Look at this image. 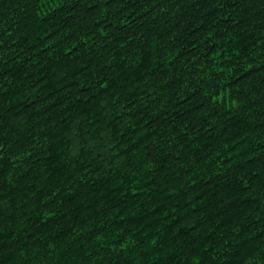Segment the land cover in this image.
I'll return each mask as SVG.
<instances>
[{"label": "trees", "instance_id": "trees-1", "mask_svg": "<svg viewBox=\"0 0 264 264\" xmlns=\"http://www.w3.org/2000/svg\"><path fill=\"white\" fill-rule=\"evenodd\" d=\"M0 264H264V0H0Z\"/></svg>", "mask_w": 264, "mask_h": 264}]
</instances>
